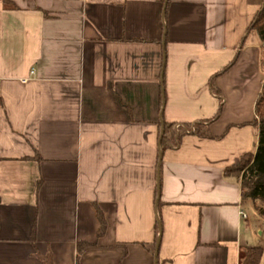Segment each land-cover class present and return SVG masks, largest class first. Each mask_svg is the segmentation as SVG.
<instances>
[{
  "label": "crops",
  "instance_id": "1",
  "mask_svg": "<svg viewBox=\"0 0 264 264\" xmlns=\"http://www.w3.org/2000/svg\"><path fill=\"white\" fill-rule=\"evenodd\" d=\"M9 1L0 264H239L249 200L223 170L256 148L262 0ZM219 109L211 138L161 148L162 120ZM80 241L98 246L76 259Z\"/></svg>",
  "mask_w": 264,
  "mask_h": 264
},
{
  "label": "trees",
  "instance_id": "2",
  "mask_svg": "<svg viewBox=\"0 0 264 264\" xmlns=\"http://www.w3.org/2000/svg\"><path fill=\"white\" fill-rule=\"evenodd\" d=\"M3 2L5 7L14 9L18 8L9 0H3ZM249 30H254L257 33L259 40L261 41L262 54V45H264V0H262L260 7L251 19L247 28V31ZM233 60L228 65H230ZM226 67L219 71V73L223 72ZM219 73H216V75ZM209 85L214 93L219 94L217 89L214 87L213 78H211ZM219 112L220 109L213 117L205 121H199L193 124L185 123L183 125H177L176 128L175 123L162 120L159 123L162 128L159 140L161 148H166L169 145L176 144V142H178L181 136L185 133H194L199 137L211 138L212 134L209 125L218 117ZM254 114L255 117L252 123L257 128L255 151L243 154L237 164L225 167L223 170V176L226 178L236 179V181L240 184L241 198L243 200H249L256 205L257 202H264V81L254 104ZM94 208L99 222L97 230L98 238L104 234L107 223L101 209L97 205H94ZM158 228L159 225L157 223L156 231H158ZM97 246V242L95 241L78 242L76 245V259L79 258L80 254L84 250ZM262 258L264 259L263 247H247L242 256H240L239 264H259Z\"/></svg>",
  "mask_w": 264,
  "mask_h": 264
},
{
  "label": "rangeland",
  "instance_id": "3",
  "mask_svg": "<svg viewBox=\"0 0 264 264\" xmlns=\"http://www.w3.org/2000/svg\"><path fill=\"white\" fill-rule=\"evenodd\" d=\"M261 62L264 70V45H262ZM244 206L250 224L247 231H242L240 256L248 246H261L264 249V202H257L254 205L251 201H246ZM259 264H264L263 258Z\"/></svg>",
  "mask_w": 264,
  "mask_h": 264
},
{
  "label": "water",
  "instance_id": "4",
  "mask_svg": "<svg viewBox=\"0 0 264 264\" xmlns=\"http://www.w3.org/2000/svg\"><path fill=\"white\" fill-rule=\"evenodd\" d=\"M161 131H162V128H161ZM160 134H161V132H160ZM159 140H160V137H159ZM159 158H160V155H159ZM159 241H160V225H159V234H158L157 239H156V252L154 254L155 262H156V257H157V247H158Z\"/></svg>",
  "mask_w": 264,
  "mask_h": 264
},
{
  "label": "built area",
  "instance_id": "5",
  "mask_svg": "<svg viewBox=\"0 0 264 264\" xmlns=\"http://www.w3.org/2000/svg\"><path fill=\"white\" fill-rule=\"evenodd\" d=\"M263 81H264V77H263ZM241 216H242V217H246V214L243 213V212H241Z\"/></svg>",
  "mask_w": 264,
  "mask_h": 264
}]
</instances>
